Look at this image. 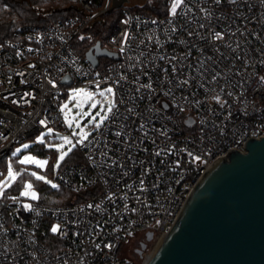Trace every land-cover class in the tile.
<instances>
[{
    "label": "built area",
    "instance_id": "1",
    "mask_svg": "<svg viewBox=\"0 0 264 264\" xmlns=\"http://www.w3.org/2000/svg\"><path fill=\"white\" fill-rule=\"evenodd\" d=\"M68 1L73 14L0 42V178L16 145L67 127L68 86H111L115 108L78 144L83 161L56 174L79 194L72 203L44 204L21 186L0 196V264H146L153 250L134 258L129 244L152 232L155 248L210 165L264 136V0H184L176 14L167 0L160 16L123 5L102 46L118 58L102 69L74 44L92 37L113 0Z\"/></svg>",
    "mask_w": 264,
    "mask_h": 264
},
{
    "label": "water",
    "instance_id": "2",
    "mask_svg": "<svg viewBox=\"0 0 264 264\" xmlns=\"http://www.w3.org/2000/svg\"><path fill=\"white\" fill-rule=\"evenodd\" d=\"M126 1L113 0L109 11ZM105 56L118 53L101 42L87 53L94 67ZM152 238L148 232L146 241ZM146 264H264V136L248 138L245 151L232 148L210 165Z\"/></svg>",
    "mask_w": 264,
    "mask_h": 264
},
{
    "label": "rangeland",
    "instance_id": "3",
    "mask_svg": "<svg viewBox=\"0 0 264 264\" xmlns=\"http://www.w3.org/2000/svg\"><path fill=\"white\" fill-rule=\"evenodd\" d=\"M154 0H129L124 3V6H134V7H143L147 3H153ZM41 14H45L42 11H40ZM106 19V16L104 17ZM103 25V22H98L94 27H98ZM105 59H108L109 57H102ZM107 88V87H105ZM104 88V89H105ZM76 89H83V92L77 93L73 90ZM99 92V91H98ZM97 92V93H98ZM67 97L62 101L60 110L62 118L66 124L67 127L62 126L60 129L51 128L52 132L49 133L48 130L42 131L38 134H36L34 137L27 139L23 141L22 143L15 146L12 153L19 148L20 152L16 154V156L9 157L8 161L11 160V164L13 167L14 172H20V175L15 178V180L8 181L7 185L4 188V192L11 189L12 187H15L16 185H19L22 187V191L24 189V184L26 183H32L33 188L31 191H34L37 195V199L40 197V185H43L47 187L51 192L55 193L56 191H59L62 187L59 185L58 180L56 179V174L60 170V168L65 164L67 158H69L74 152L77 150L78 143L77 140L81 139V135L83 133H90L92 132L95 123L100 121L101 116L104 115V111L107 108V103L104 101V98L99 96L98 94L95 95L93 98L89 99L88 93H95V92H87L84 87L82 86H68L67 87ZM116 102V97L111 96L109 97ZM97 101L104 102V110L101 109V106L99 103H96ZM96 104L95 107H92L93 104ZM66 105V107H65ZM63 109V110H62ZM100 113V116H97V113ZM111 113H108V117ZM93 117H95V121L93 123H89L90 120H93ZM81 133V135H73V132ZM44 134L43 136V142H40L38 140V137H41V134ZM67 136L71 141L72 144L75 145V147L72 148V151L68 153V155L64 158L63 161H60V166L58 168L55 167L57 163V159L60 155V153L66 152L69 147H72L70 144H64L63 140L60 137ZM36 143L43 144L44 148L47 149L51 155L53 154L52 159H48L45 157H42L36 151L34 150V146ZM27 144L29 147L27 149L23 148V145ZM48 144L52 145H61L63 144V148L58 149L57 147H48ZM80 144V143H79ZM36 147V146H35ZM24 156H30L36 161H44L46 160L48 163L45 164L43 167H39L36 163H27L22 164L20 168L17 166L15 167L18 160H22ZM8 170V169H7ZM37 173L38 175L45 176L46 181H51V183H47L46 181L37 180L34 176H31V173ZM7 178V171L6 174L0 178V182L5 181ZM53 185H56V187H53ZM133 242V241H132ZM130 243L128 246L129 249V255L138 258L139 256L134 253L133 251V243ZM154 242L149 243V246L147 248V253H150L151 250L154 249Z\"/></svg>",
    "mask_w": 264,
    "mask_h": 264
},
{
    "label": "trees",
    "instance_id": "4",
    "mask_svg": "<svg viewBox=\"0 0 264 264\" xmlns=\"http://www.w3.org/2000/svg\"><path fill=\"white\" fill-rule=\"evenodd\" d=\"M168 8L169 4L167 0H154L153 3H147L143 7H134V10L151 16H160L165 14ZM40 11L45 12V14H41ZM73 12V7L68 0H0V42L9 38L14 31L24 25L49 23L71 15ZM105 16L106 19L103 25L91 29V38L76 39L74 46L83 55L87 56L88 51L97 42H101L102 46L106 45L105 41L118 20L123 17V11L122 9H116ZM99 60V69H102V65L104 66L110 62L109 59L104 60L102 57ZM35 146L34 150L41 156L49 152L41 143ZM71 161H83V156L78 146L76 152L67 158L65 163ZM21 165V163H16L18 168ZM61 187L59 191L53 193L47 187L40 185L41 195L38 199L48 205H66L72 203L75 196H79L73 189L65 186ZM14 188H19V185H16Z\"/></svg>",
    "mask_w": 264,
    "mask_h": 264
},
{
    "label": "snow or ice",
    "instance_id": "5",
    "mask_svg": "<svg viewBox=\"0 0 264 264\" xmlns=\"http://www.w3.org/2000/svg\"><path fill=\"white\" fill-rule=\"evenodd\" d=\"M183 2H184V0H173V3H172V5H171V9H170L171 13H172V14H176V12H177V8L180 7V6L183 4ZM219 2H220V0H217V3H219ZM233 2H235V0H233ZM153 23H155V21H153ZM201 27H203V25H201ZM124 37H125V40H127V38H128V33H127V32L124 33ZM214 37H215V39H223V35H222V33H219V32L215 33V34H214ZM121 51H123V48L121 49ZM173 59H174V58H173ZM29 67H33V65H29ZM174 71H175V68H174ZM260 80H261L262 82H264V77H261ZM187 82H188L187 80L184 81V83H187ZM116 83H119V81H116ZM53 86H55V85H53ZM98 87H99V84H97V88H98ZM142 87H147V88L151 89V85H150V84H149V85H144V86H142ZM73 91H74V92H77V93H80V92H83L84 90H83V89H76V90H73ZM136 91L139 92V91H140V88H137ZM97 94H98L99 96L103 97V98H104V101L107 103V108H106V110L104 111V115L101 116L99 122H96V123H95V128H96V129H99L100 126H101V124H102L106 119H108V113H112V112H113V109L115 108V103H114V101H113L112 99L109 98V97H111V96H114V95H115V92H114L113 87L109 86V87H107V88H105V89L100 90L98 93H88L89 99L93 98V97H94L95 95H97ZM215 99L217 100V102H220V97H219V96L215 97ZM96 103H99L100 106H101V109L104 110V102L97 101ZM95 106H96V104L94 103V104L92 105V107H95ZM65 107H66V105H65ZM165 107H167V105H165ZM62 110H63V109H62ZM128 111H129V112H132L133 110H132V109H128ZM96 115H97V116H100V113L98 112ZM94 121H95V117H93V120H90L89 123L91 124V123H93ZM40 123H41V124H44L45 121H44V120H41ZM140 127H141V129H142V128L144 127V125L141 124ZM48 132L51 133V132H52V129L49 128V129H48ZM162 134H166V133H162ZM73 135H74V136H75V135H81V133H76V132L74 131V132H73ZM88 135H89L88 133H83V134L81 135V139H80V140H77L76 143H78V144H79V143H83V140L87 139ZM116 135H120V133L118 132V133H116ZM43 136H44V134L42 133V134H41V137H38V140H39L40 142H43ZM60 138L63 140L64 144H70V145H72V147H69L68 150H67L66 152H63V151H62V152L60 153V155H59V157H58V159H57V163H56V165H55L56 168H58V167L60 166V161H63L64 158L68 155V153L72 151V148L75 147V145L72 144V141H71L67 136H65V137H60ZM47 146H48V147H57L58 149L63 148V144H61V145H59V146H57V145H52V144H48ZM28 147H29V145H27V144H24V145H23V148H25V149H27ZM19 152H20V149L17 148V149L12 153V155H13V156H16V154L19 153ZM156 155H160V152H157ZM189 155H192V154L189 153ZM90 159H91V157H90ZM194 159H199V157H194ZM19 162H20L21 164L36 163L39 167H43L45 164L48 163L46 160H44V161H36V160H34L32 157H30V156H24L23 159L20 160ZM113 163H115V162H113ZM121 167H122V166H121ZM19 175H20V172H14V171H13L12 164L9 163V165H8V170H7V178H6L5 181L0 182V196H3V195H4V188H5V186L7 185L8 181L15 180V178H16L17 176H19ZM30 175H31V176H34L37 180L46 181L45 176L38 175V174L35 173V172L31 173ZM46 182H47V183H51V181H46ZM142 183H143V181H141V184H142ZM53 187H56V185H53ZM32 188H33L32 183H26V184H24V189H23V191H21L20 195H21V196H29V195H30L31 198H32L33 200L37 199V195H36V193H35L34 191H31ZM12 199H16V198L13 197ZM109 199H111V197H109ZM31 207H32V206L29 205V204H25V205H24V208H25V209H30ZM88 207L91 208V207H93V206H92V205H88ZM96 208L99 209V205H96ZM58 227H59L58 225H57V226H53L52 229H51V231H52L53 233L57 232ZM99 247H100V245H97V248H99ZM106 247H111V245H106Z\"/></svg>",
    "mask_w": 264,
    "mask_h": 264
},
{
    "label": "flooded vegetation",
    "instance_id": "6",
    "mask_svg": "<svg viewBox=\"0 0 264 264\" xmlns=\"http://www.w3.org/2000/svg\"><path fill=\"white\" fill-rule=\"evenodd\" d=\"M145 242L147 244L146 248L143 250L142 252V256L143 254L145 253V251L147 250L148 246H149V241H146L144 238H138V239H135L133 240V251L135 254H137L138 256H141L139 253H138V250L141 249V245L142 243Z\"/></svg>",
    "mask_w": 264,
    "mask_h": 264
}]
</instances>
